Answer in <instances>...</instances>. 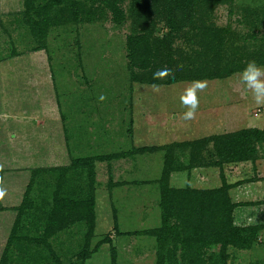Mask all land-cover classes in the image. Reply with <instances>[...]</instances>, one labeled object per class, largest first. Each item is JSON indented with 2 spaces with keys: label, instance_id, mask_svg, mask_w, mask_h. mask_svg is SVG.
<instances>
[{
  "label": "rangeland",
  "instance_id": "obj_1",
  "mask_svg": "<svg viewBox=\"0 0 264 264\" xmlns=\"http://www.w3.org/2000/svg\"><path fill=\"white\" fill-rule=\"evenodd\" d=\"M24 1L0 0V113H4L0 116L4 118V125L0 121V182L7 190L0 201V259L7 247L9 264H38L34 255L47 261L43 264H112L108 237L115 247L116 264H156L157 240L147 231L161 225L159 188L156 180L146 183L137 178L159 177L163 164L159 155L164 151L140 147L154 141L153 136L158 140L175 134L164 131L165 110L171 108L170 118H178L180 94L191 82L158 84L160 92L155 93L151 83L135 81L134 73L148 79L158 68L177 72L190 68L191 52L200 45L197 27L172 31L164 20L157 19L153 35L161 41L155 45L164 44L171 53L161 48L153 61L155 69L140 70L134 68V58L128 57L131 0L120 2L127 16L120 23L113 22L110 11L97 4L91 21L74 19L69 11H63L60 22L48 30L45 47L39 50H35L38 42L24 22ZM211 13L214 25L231 30L220 53L221 75L226 76L225 72L241 61L246 66L255 60L264 67V0L215 4ZM247 33L252 35L245 42L242 39ZM241 70L207 80V88L199 93L205 110L213 106V113L223 120L215 134L264 128V106L256 105L239 83ZM100 95L107 99L101 101ZM200 109L196 117H201ZM260 148L263 154L257 161L224 166L230 195L238 204L234 208L238 224L264 223V143ZM176 156L181 160L185 155ZM79 158L92 160L93 180L88 176L90 166L75 162ZM146 164L153 167L149 173ZM213 171L212 178L201 175L197 184L219 185V173ZM121 184L125 185L118 187ZM57 190L61 197L78 200L93 195L95 225L89 241L86 224L81 221L51 235L47 243L25 242L23 238L8 244L14 224L19 225L18 235L26 236V241L43 237ZM24 199L28 205L19 215L17 207ZM168 214L171 223L177 221L172 210ZM195 231L191 225L183 235L194 239ZM260 239L253 250L228 248L225 261L219 244L202 239L195 248L183 250L178 243L164 254V264L264 262V234ZM84 246L92 251L81 259L78 253ZM53 253L57 259L52 258Z\"/></svg>",
  "mask_w": 264,
  "mask_h": 264
},
{
  "label": "trees",
  "instance_id": "obj_2",
  "mask_svg": "<svg viewBox=\"0 0 264 264\" xmlns=\"http://www.w3.org/2000/svg\"><path fill=\"white\" fill-rule=\"evenodd\" d=\"M87 1L90 2L89 6L85 3ZM120 2L121 0H45L36 3V0H25L24 22L38 42L35 50H39L45 47L48 30L60 22V14L63 11H69L74 19L85 17L91 21L95 18L93 8L97 9L95 7L97 4L98 7L110 11L113 22L120 23L127 17ZM231 3L232 0H131L129 9L131 33L127 37V48L130 51L128 57L134 58V68L153 70L155 69L153 61L161 54L163 50L161 48L165 47L166 52L171 53L170 47L167 48L164 44L163 47L155 45L161 41L153 35V26L157 19L164 20L165 25L172 31L185 28L193 30L197 27L195 36L200 43L199 47L191 52L190 58L193 60L190 68L180 72L174 71V79L154 80L153 76L148 79L138 78L134 73V80L151 84L192 82L196 79L212 80L226 78L234 72V69H243L245 63L241 61L240 65L228 69V74L225 72L226 76H224L221 75L223 74L221 73L222 68L218 65L222 59L220 53L231 30L229 26L218 27L211 22V9L215 4ZM196 22L200 25H195ZM251 35L252 33H247L242 40L249 41ZM153 39L155 40L153 41ZM260 63L263 64V62ZM263 143L264 128L245 127L190 141L140 147V150L143 151L155 149L164 151L161 174L155 181L159 188L160 206L162 207L161 225L147 231L157 240L156 264H164V254L171 250L170 246L175 249L178 243L181 244L180 248L183 250L195 248L202 242V239L219 244L222 261L227 259V251L230 247L234 250L249 251L260 244V237L264 234V223H236L237 217L234 214V208L238 204L230 195L231 183L226 179L224 166L242 161H257L259 157L262 158L263 151L260 145ZM183 150L188 151L186 163L181 162L179 156L175 157V154ZM75 162L90 166L88 176L93 180L92 160L79 158ZM198 166L216 167L221 180L220 184L213 187L192 188L189 185L177 186L171 182L172 172L189 171ZM65 169L67 170V167ZM34 171L36 172L37 169ZM27 205L24 199L17 207V213L22 214ZM94 206L92 194L85 199L78 200L61 197L57 190L54 194L51 212L47 216L48 221L43 237L39 239L28 237L26 241V236L18 235L19 225L14 224L8 244L12 242L17 244L18 240L22 241L23 238L25 242L44 243L51 235L81 221L86 224L85 237L88 242L94 232ZM168 210H172V215L177 219L176 222L171 223L168 220ZM191 225L196 230L194 239L183 235L184 230ZM211 228L213 232H209L208 229L211 230ZM51 237L50 240H52ZM107 241L110 246L111 263L116 264L115 247L110 238L107 237ZM6 251L7 247L1 256L0 264L10 263V259L7 260ZM91 251L87 246H84V249L78 253V257L85 259L90 256ZM52 258L57 259L55 253ZM33 259L38 264L47 262L42 260L39 255H34ZM251 264H264V262L257 260Z\"/></svg>",
  "mask_w": 264,
  "mask_h": 264
},
{
  "label": "crops",
  "instance_id": "obj_3",
  "mask_svg": "<svg viewBox=\"0 0 264 264\" xmlns=\"http://www.w3.org/2000/svg\"><path fill=\"white\" fill-rule=\"evenodd\" d=\"M2 96L4 97V95L2 94ZM200 107L202 109H200ZM200 115L196 117L195 120L192 121H185L183 120V112L185 111L184 108H182L181 105H179L178 109H177V114H178V118L175 120L173 118H170L169 116V109L165 110V116L163 117L164 122L167 124V127L165 126V130L164 131H171V132H175L174 135H170V136H162L159 137L158 140L157 138H154V141H150L149 143H145V144H141V145H148V146H160V145H164L167 143H171V142H182V141H190L193 139H197L203 136H208L211 134H215L218 133V127H219V121L222 122L223 120H220V115H217L218 113H213L215 109H212L211 106V110L210 108H208V110H205L204 105L200 104ZM204 111H206V113H204ZM1 112V111H0ZM203 113V114H202ZM212 113V114H211ZM2 114L4 113H0V116L2 117ZM198 114V112H197ZM203 115V116H202ZM212 115V116H209ZM1 122H3L1 125H4V118L0 119ZM222 125V124H221ZM173 126V127H170ZM205 127V129L203 128ZM163 131V132H164ZM155 152H160V151H155ZM179 153V152H178ZM180 154L185 155L183 159H181V162L186 163L187 162V155H188V151L187 150H183L180 151ZM163 154L161 153V155H159L161 157L160 162L163 161ZM163 165V164H162ZM147 169H148V173H149V169L153 170L152 165H148L146 164ZM157 168V167H155ZM162 168V167H160ZM161 170V169H160ZM213 170H217L216 167H193L191 168L189 171L187 170H183V171H177V172H172L170 175V180L173 184L177 185V186H185V185H189L192 188H204V187H208L207 184H197V182L201 180V175H205L207 179L212 178L210 176L211 171L214 172ZM141 177L137 178L138 182H142V181H146V183H149L147 181H154L156 179H158V177L156 178H152V179H146V180H140ZM208 182V180H207ZM125 184H121L118 185V187L122 188V186ZM112 202L114 205H118V202L115 203L114 199H112ZM147 210V209H145ZM147 213V212H146ZM148 214V213H147Z\"/></svg>",
  "mask_w": 264,
  "mask_h": 264
},
{
  "label": "clouds",
  "instance_id": "obj_4",
  "mask_svg": "<svg viewBox=\"0 0 264 264\" xmlns=\"http://www.w3.org/2000/svg\"><path fill=\"white\" fill-rule=\"evenodd\" d=\"M175 72L167 67L158 68L153 73L154 80L174 79ZM238 80L245 91L250 93L256 105L264 106V67L260 66L255 60L249 61L246 66L239 72ZM208 86L207 80H193L180 94V104L185 109L183 120L192 121L196 119L197 111L200 107L199 93L203 92ZM151 90L155 93L160 92L158 84H152ZM99 99H107L105 95H100ZM7 195V190L0 182V201Z\"/></svg>",
  "mask_w": 264,
  "mask_h": 264
}]
</instances>
